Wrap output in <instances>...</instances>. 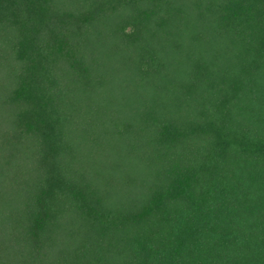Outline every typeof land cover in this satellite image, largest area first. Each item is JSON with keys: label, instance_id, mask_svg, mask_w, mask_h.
Returning <instances> with one entry per match:
<instances>
[{"label": "trees", "instance_id": "1", "mask_svg": "<svg viewBox=\"0 0 264 264\" xmlns=\"http://www.w3.org/2000/svg\"><path fill=\"white\" fill-rule=\"evenodd\" d=\"M0 264H264V0H0Z\"/></svg>", "mask_w": 264, "mask_h": 264}, {"label": "rangeland", "instance_id": "2", "mask_svg": "<svg viewBox=\"0 0 264 264\" xmlns=\"http://www.w3.org/2000/svg\"><path fill=\"white\" fill-rule=\"evenodd\" d=\"M229 45H231V44L229 43L228 45H226V47L229 46Z\"/></svg>", "mask_w": 264, "mask_h": 264}]
</instances>
